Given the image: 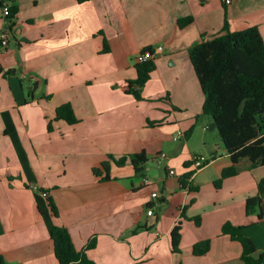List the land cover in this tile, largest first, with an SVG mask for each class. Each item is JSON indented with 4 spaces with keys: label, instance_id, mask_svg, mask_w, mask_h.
<instances>
[{
    "label": "crops",
    "instance_id": "crops-1",
    "mask_svg": "<svg viewBox=\"0 0 264 264\" xmlns=\"http://www.w3.org/2000/svg\"><path fill=\"white\" fill-rule=\"evenodd\" d=\"M0 2L18 8L9 23L0 6V33L9 34L7 46L0 45L5 264H58L51 232L59 226L94 264H243L241 245L221 233L225 223L253 243V256L264 254L258 188L264 166L245 163L214 186L231 163L202 114L204 95L188 55L192 46L222 34L225 20L231 32L257 28L264 42V0ZM185 18L191 23L179 27ZM146 47L154 50L155 68L136 100L126 93L127 82L136 79L137 57ZM63 104L71 106L76 124L55 119ZM177 130L184 136L174 142ZM141 152L147 161L139 175L128 157L120 167L111 164L108 181L92 172L108 155ZM193 155L206 161L199 170L190 164ZM255 196L261 202L249 213L246 200ZM177 223L174 253L170 233ZM206 240L209 250L194 255L193 246Z\"/></svg>",
    "mask_w": 264,
    "mask_h": 264
},
{
    "label": "trees",
    "instance_id": "trees-1",
    "mask_svg": "<svg viewBox=\"0 0 264 264\" xmlns=\"http://www.w3.org/2000/svg\"><path fill=\"white\" fill-rule=\"evenodd\" d=\"M84 2L87 0H77ZM2 7V3L0 2ZM18 8L10 6L6 17L11 23ZM191 18L178 21L179 27L191 23ZM222 34L212 39L202 40L188 50L189 60L204 95L202 114L215 123V129L221 143L229 157L230 166L223 169L221 176L214 182L219 188L226 178L234 177L245 169L264 166V42L257 28L231 32L227 21H224ZM108 46L103 43V51ZM139 55L149 57V60L136 63V79L127 82V94H132L136 100H142L141 89L150 78L155 68L154 50L146 47ZM55 119L63 120L69 125L77 123L72 108L63 104L56 108ZM149 125H153L149 122ZM51 130V125H47ZM137 175L143 171L147 161L144 152L136 155L114 159L111 155L101 162L99 169L92 172L101 182L110 180L111 164L122 166L128 158ZM187 164H185L186 166ZM259 195L264 193V182L259 183ZM260 196L246 200L247 212L259 205ZM49 207L54 217L59 216L55 204L49 200ZM198 222V219H195ZM138 227L132 231H135ZM180 223L171 230V246L174 253H178L180 241ZM223 235L238 242L242 248L241 260L243 264H264V254L253 256V243L240 234V229L225 223L221 228ZM53 253L58 264H94L84 253L75 250L67 229L63 226L55 227L51 232ZM209 240L199 242L193 246V254L200 256L209 250ZM91 242L89 247H93ZM0 264H5L0 256Z\"/></svg>",
    "mask_w": 264,
    "mask_h": 264
},
{
    "label": "built area",
    "instance_id": "built-area-1",
    "mask_svg": "<svg viewBox=\"0 0 264 264\" xmlns=\"http://www.w3.org/2000/svg\"><path fill=\"white\" fill-rule=\"evenodd\" d=\"M224 2H225V4H230L231 0H224ZM9 9H10V6L8 4H3L2 7H1L2 14L5 16V18L9 14ZM8 38H9V34H8L7 31H3V32L0 33V45H1L2 48L7 46ZM160 50H161V47H158L157 51H160ZM147 60H149V57H147L145 55H138L136 63H142V62H145ZM183 136H184L183 132L181 130H177L175 132V134L172 136V140L174 142H178V141L181 140V138H183ZM158 158L159 159H165V155L164 154H160ZM190 164L195 170H199L206 164V161L201 156L193 155L190 158ZM168 174L169 175H173V174H175V171L174 170H169ZM144 182H146V180H144ZM32 190L38 192L39 188L37 186H32ZM42 195L46 196V194L43 193V192H42ZM151 197L152 198H156L157 194L156 193H152ZM152 214H153V209H152V207H150L148 209V211H147V215L151 216ZM260 221L264 222V210L260 214Z\"/></svg>",
    "mask_w": 264,
    "mask_h": 264
},
{
    "label": "water",
    "instance_id": "water-1",
    "mask_svg": "<svg viewBox=\"0 0 264 264\" xmlns=\"http://www.w3.org/2000/svg\"><path fill=\"white\" fill-rule=\"evenodd\" d=\"M209 130H214L215 129V123L214 122H211L210 124H209Z\"/></svg>",
    "mask_w": 264,
    "mask_h": 264
},
{
    "label": "rangeland",
    "instance_id": "rangeland-1",
    "mask_svg": "<svg viewBox=\"0 0 264 264\" xmlns=\"http://www.w3.org/2000/svg\"><path fill=\"white\" fill-rule=\"evenodd\" d=\"M213 134H214V136H215L214 138H216L217 140H219V136H218V134H217V131H214ZM212 136H213V135H212Z\"/></svg>",
    "mask_w": 264,
    "mask_h": 264
}]
</instances>
